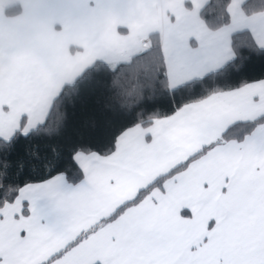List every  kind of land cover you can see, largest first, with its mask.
<instances>
[{
  "label": "snow or ice",
  "instance_id": "obj_1",
  "mask_svg": "<svg viewBox=\"0 0 264 264\" xmlns=\"http://www.w3.org/2000/svg\"><path fill=\"white\" fill-rule=\"evenodd\" d=\"M0 264H264V0H0Z\"/></svg>",
  "mask_w": 264,
  "mask_h": 264
}]
</instances>
